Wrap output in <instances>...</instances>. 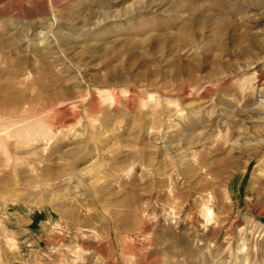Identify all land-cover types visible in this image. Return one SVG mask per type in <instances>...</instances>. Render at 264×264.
I'll use <instances>...</instances> for the list:
<instances>
[{
    "label": "rangeland",
    "instance_id": "rangeland-1",
    "mask_svg": "<svg viewBox=\"0 0 264 264\" xmlns=\"http://www.w3.org/2000/svg\"><path fill=\"white\" fill-rule=\"evenodd\" d=\"M262 104L264 0H0V264H264Z\"/></svg>",
    "mask_w": 264,
    "mask_h": 264
},
{
    "label": "bare ground",
    "instance_id": "bare-ground-1",
    "mask_svg": "<svg viewBox=\"0 0 264 264\" xmlns=\"http://www.w3.org/2000/svg\"><path fill=\"white\" fill-rule=\"evenodd\" d=\"M55 37V36H54ZM44 41V40H43ZM9 102V101H8ZM262 114H264V104H262L259 108V110ZM163 157V156H162ZM180 158V157H179ZM153 160V159H152ZM156 160V159H155ZM179 160V159H178ZM151 161V160H150ZM151 162H154V161H151ZM182 165V164H181ZM95 166V165H94ZM93 166V167H94ZM202 215L206 218V219H209L210 221L213 219V209L210 208V207H205L203 210H202Z\"/></svg>",
    "mask_w": 264,
    "mask_h": 264
}]
</instances>
